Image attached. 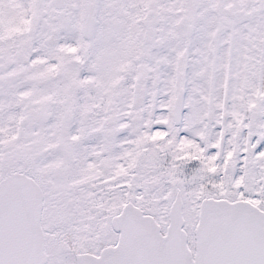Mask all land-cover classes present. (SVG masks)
Instances as JSON below:
<instances>
[{
	"label": "snow or ice",
	"instance_id": "1",
	"mask_svg": "<svg viewBox=\"0 0 264 264\" xmlns=\"http://www.w3.org/2000/svg\"><path fill=\"white\" fill-rule=\"evenodd\" d=\"M0 264H264V0H0Z\"/></svg>",
	"mask_w": 264,
	"mask_h": 264
}]
</instances>
